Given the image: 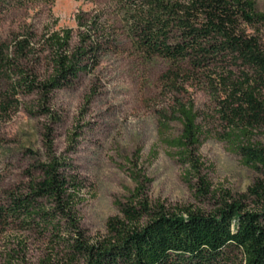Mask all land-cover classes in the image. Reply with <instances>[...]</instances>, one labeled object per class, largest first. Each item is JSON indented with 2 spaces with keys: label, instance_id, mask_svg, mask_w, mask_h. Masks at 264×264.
Segmentation results:
<instances>
[{
  "label": "trees",
  "instance_id": "1",
  "mask_svg": "<svg viewBox=\"0 0 264 264\" xmlns=\"http://www.w3.org/2000/svg\"><path fill=\"white\" fill-rule=\"evenodd\" d=\"M29 0H0V7H20ZM122 12L121 24L135 50L146 59L170 62L178 77L202 83L215 101L224 130L216 134L254 174L246 193H224L208 212L172 210L149 201V179L140 170L129 173L132 189L118 204L119 216L107 220L105 235L92 242L79 227L77 205L83 180L72 161L54 152L52 131L45 128L44 161L38 178L22 189L4 191L0 225L49 235L59 247L41 264H264V145L253 132L264 127V12L251 0H111ZM80 23V17H78ZM110 29V30H109ZM108 30L90 20L78 45L70 48L71 32L44 37L51 73L43 82L19 67L31 54L28 34L14 39L12 52L0 43V76L13 72L16 88L37 91L42 102L90 72L115 41ZM177 79V78H176ZM192 102L174 101L170 114L159 115L158 137L184 168L194 197H212L199 156L211 136L198 121ZM180 131L167 136L168 124ZM75 130L70 145L79 136ZM70 146V147H71Z\"/></svg>",
  "mask_w": 264,
  "mask_h": 264
},
{
  "label": "rangeland",
  "instance_id": "2",
  "mask_svg": "<svg viewBox=\"0 0 264 264\" xmlns=\"http://www.w3.org/2000/svg\"><path fill=\"white\" fill-rule=\"evenodd\" d=\"M251 1L264 12V0ZM92 19L106 30L113 27V45L94 69L50 93L47 102L37 91L16 88L19 78L13 72L1 73L0 199L4 191L22 189L38 178L35 166L44 161L47 126L54 152L70 159L84 182L76 210L79 227L92 242L105 235L108 219L119 216L118 204L132 189L129 173L135 169L149 179V201L167 209L208 213L222 194L246 193L256 176L216 138L224 124L209 91L186 75L175 76L170 62L141 56L120 22L122 12L111 0H29L20 7H0V43L12 52L14 39L28 34L31 54L17 65L43 82L51 73L44 37L69 30L72 49ZM175 100L192 102L201 113L198 121L211 132L199 149L202 174L212 194L205 200L194 197V180L188 182L173 151L158 137L159 115L170 114ZM75 130L80 135L71 146L69 137ZM179 131L173 121L166 134L176 136ZM253 135L264 145V127ZM59 250L49 235L0 225V264H41L49 253ZM233 264H241L240 256Z\"/></svg>",
  "mask_w": 264,
  "mask_h": 264
}]
</instances>
